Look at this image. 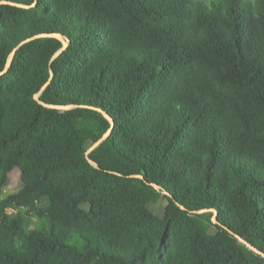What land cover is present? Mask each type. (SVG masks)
I'll list each match as a JSON object with an SVG mask.
<instances>
[{
	"label": "trees",
	"instance_id": "trees-1",
	"mask_svg": "<svg viewBox=\"0 0 264 264\" xmlns=\"http://www.w3.org/2000/svg\"><path fill=\"white\" fill-rule=\"evenodd\" d=\"M15 49L0 264H264V0H0Z\"/></svg>",
	"mask_w": 264,
	"mask_h": 264
},
{
	"label": "water",
	"instance_id": "water-1",
	"mask_svg": "<svg viewBox=\"0 0 264 264\" xmlns=\"http://www.w3.org/2000/svg\"><path fill=\"white\" fill-rule=\"evenodd\" d=\"M43 36H49V37L60 38V37L57 36L56 34H51V35H38V36H34V37L30 38V39H27V40L23 41L19 46H21V45H23L24 43H27V42H29V41H32V40H34V39H36V38L43 37ZM65 47H66V44H63V48H62L61 50H59V51L53 56L52 61H53L55 58H57V57L59 56V54L65 49ZM15 51H16V49L13 50V51L11 52V54L9 55V57H8V59H7V62H6V65H5V67H4V69L0 72V76L4 75V74L8 71V69H9V67H10V65H11L12 59H13V57H14ZM52 76H53V74H52V72L50 71V79L48 80V82H47V84L44 86V88L49 84V82H50ZM39 94H40V93H39ZM39 94L34 95V100H35L38 104L42 105V106L45 107V108H48V109H60V110H66V109H69V108H70L69 106H55V105L45 104V103H43V102L40 101V99H39ZM98 111L101 112V110H98ZM102 113H103V112H102ZM103 116H104L107 120H109V121L112 123L111 119H110L105 113H103ZM108 134H109V132L104 136V138H105ZM102 140H103V138L100 139L98 142H96V143H95V144H94V145H93V146L87 151V153H86V159H87V161H88L91 165H93L94 167H97V165H96L95 163H93V162L89 159L88 154H89V153H90L95 147H97V146L102 142ZM181 209L184 210L183 207H181ZM202 212H203V211H201V212H199V213H202ZM213 214H214V215H213L212 221H213L214 224H217V220H216V212L213 211ZM235 237H236L241 243L245 244L249 249H251L252 251H254V252L258 253V254H260L259 251H257L254 247H252L251 245H249L247 242H245L241 237H239V236H235Z\"/></svg>",
	"mask_w": 264,
	"mask_h": 264
},
{
	"label": "rangeland",
	"instance_id": "rangeland-1",
	"mask_svg": "<svg viewBox=\"0 0 264 264\" xmlns=\"http://www.w3.org/2000/svg\"><path fill=\"white\" fill-rule=\"evenodd\" d=\"M110 158L112 159L113 164L115 166H118L121 163H123V160L115 154L111 155ZM22 187H23V184H22V180H21V174H20L19 170L14 169L8 175V182L3 189L1 198H4L9 194L17 193L18 191H20L22 189ZM256 223L257 224L254 223L255 225L250 227V229H249L250 231H252V230L254 231L256 228H259L263 224V220L258 219Z\"/></svg>",
	"mask_w": 264,
	"mask_h": 264
}]
</instances>
